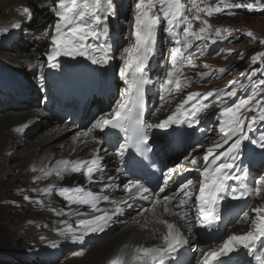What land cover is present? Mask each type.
<instances>
[{
	"label": "snow or ice",
	"instance_id": "snow-or-ice-1",
	"mask_svg": "<svg viewBox=\"0 0 264 264\" xmlns=\"http://www.w3.org/2000/svg\"><path fill=\"white\" fill-rule=\"evenodd\" d=\"M203 0H190V6L184 0H136L133 12V22L131 37L132 42L128 47L123 48L121 52V60L123 61L119 69V76L123 81L125 88L121 93V99L118 101L112 113L102 116L95 121L93 129L101 131L112 128L124 133L126 142L121 145L118 155L123 158L125 152L129 148H133L141 157L146 156L150 151L148 148L147 130L152 128H167L173 124L187 123L190 127L199 123V114L206 112L210 105L202 101L208 97L216 96L219 103L224 104L223 97L219 90L213 89L207 93L188 92L185 97L180 100L175 109L159 123L153 124L142 118L144 111V94L145 85L149 83L146 78V70L149 60L155 51L156 32L162 23H166L164 29L169 34L175 36L174 44L171 47L169 55L170 67L163 78L161 84L162 92L160 94L161 105L166 102L168 97H174L180 93L183 87L191 82V77L183 73L185 66H195L193 57L203 53L207 48V42L211 40L216 43L217 39L223 40L226 35H230L231 28L215 27L207 19H203L201 13L206 16H213L227 12L231 13L232 8L253 9L256 5L253 3H236L230 0H218L214 6L204 4ZM222 5V6H221ZM264 9V4L259 5ZM48 7L57 17L53 33L51 35L50 51L44 53L47 57L48 67H58L56 58L63 56H87L92 63H108L112 45L108 42L109 30L107 21L110 16L115 15L114 0H56L54 5ZM22 12L27 14L31 19V11L24 7ZM200 22L199 28H194V23ZM178 25H183L182 32L174 31ZM19 23L13 27H19ZM223 33V34H222ZM226 34V35H225ZM247 36L255 39L251 31L245 33ZM213 36L215 38H213ZM103 42L97 45H88L86 42L89 38ZM196 42H199L196 44ZM264 44V39L260 40ZM194 44L196 51H192ZM92 53H100L97 57ZM264 57V53L253 56L252 63L257 59ZM243 58V57H241ZM30 67H40L43 69V63L30 65ZM205 68H210L208 64H204ZM218 71L223 74L227 71L220 68ZM201 79L211 75L209 72L198 73ZM259 84L264 86V80H260ZM244 86L241 85V88ZM237 95L236 88L223 93V96L233 97ZM262 99H256L254 95L247 98H241L238 103L231 106L224 105L218 119V131L220 133L221 142H215L205 150L203 156V167L190 169L199 174L198 193L192 191L194 181L189 179L181 184L177 191L172 195H164L162 200L157 198L152 203V211L155 212L157 204H163V211L170 212L172 215L178 216L187 225L188 232L191 233L193 228V218L191 216V207L189 202L193 201L192 207L195 208V222L200 226H210L215 221L221 219L219 206L225 200L226 196H230L233 200L242 199L246 196L260 195L264 192V177L255 182V187L249 191L246 182L250 177V169L247 166H241L240 161L242 146L244 141H249L252 145L257 146L264 151V133L259 139H252L245 131L254 130V126L264 121V103ZM256 108L258 116L245 117V111H251ZM247 120V123H246ZM25 124L22 127H27ZM21 128H17L20 131ZM73 137L74 140L79 139ZM82 135L87 136L88 133ZM235 137V139H233ZM227 151H222L225 145H229ZM221 150V151H218ZM99 149L93 150V155L89 159H63L56 162V165L45 175L54 173L57 177L63 178L68 174L79 173L89 183L94 181L97 174L100 180L105 179L103 173L102 162L103 156L99 155ZM193 165L197 161H191ZM174 171V170H171ZM36 179H39L37 177ZM113 177L108 176V181H113ZM171 179V172L165 176V180ZM233 181L237 187H233L229 182ZM112 185L104 184V189L100 192H93L86 189L83 185L63 186L60 187L58 193L63 197L68 205H87L94 212L99 213L101 210L98 205L101 201H110V196L105 191ZM123 189L128 193V200L139 196L141 199H148L150 189L145 187L139 179H128L123 184ZM43 191L47 194L53 191V187L49 186ZM163 187L160 192H164ZM24 199H30L25 196ZM115 206L111 212L104 211L100 215H92L91 218H81L78 220V227L84 232H100L104 231L114 216L122 214L124 208L120 204H127V200L114 201ZM43 204V201H38ZM170 205L175 209H170ZM57 215L64 214L63 210L52 209ZM254 214L244 212L242 220L250 223V228L242 234H231L215 249L203 253L199 264H220V258L229 253H238L241 249L247 250L254 256L257 264H264V205H260L251 209ZM76 215H81L79 212ZM66 223V221H62ZM166 226V233L162 235V243L159 246L137 247L132 257L131 264H168L173 254H177L181 248L189 243L188 237L185 236L175 223L168 220H160ZM71 224H67L64 232L74 233ZM82 239V237H79ZM259 244V246H258ZM110 264H125L123 260H113Z\"/></svg>",
	"mask_w": 264,
	"mask_h": 264
},
{
	"label": "bare ground",
	"instance_id": "bare-ground-1",
	"mask_svg": "<svg viewBox=\"0 0 264 264\" xmlns=\"http://www.w3.org/2000/svg\"><path fill=\"white\" fill-rule=\"evenodd\" d=\"M29 1L32 0H0V6H2L3 3L8 6L11 5L6 10L8 12V20L2 22V24L4 23L3 25L9 26L12 23L18 22L20 19V11H22L24 7L28 6ZM205 1L206 0H203V3H205ZM34 10H36L38 16L41 14L49 15L47 10H39L36 6ZM4 16L5 11L1 13L0 20ZM131 16V20L133 22V13ZM24 17L28 18L27 14L24 15ZM48 17L51 16L49 15ZM56 19L57 18H55V22ZM50 20H52V17ZM24 22H27V19ZM45 22L46 19L42 21V23ZM39 34L38 39L43 40L41 37L43 36V33ZM13 36L9 38L10 44H12V42L14 43L16 40H21V37L18 36V38L14 39ZM47 37V45L51 47V36ZM91 41H93V39L89 38L86 43L94 46L95 44ZM131 42L132 37L130 36V43ZM42 45L43 42L35 41V45L33 44L31 47H27L29 52L17 55L14 54L13 56L9 54L7 55L8 61L6 64L3 65L0 63V65L7 67L0 71V95L2 94L0 96V104L3 102L1 106L5 105L6 99L1 101V97L6 95L7 98L11 96L14 100V102L9 101L5 105V108H8L7 110L0 112V159H3L2 156L4 153L9 150H14L15 146H17V148L21 149L19 151H15V153H23L22 162L20 163L21 165H23V163L26 164L27 162L34 163L37 158L43 154L44 162H42V165L44 164L43 167L47 166L48 169L46 170L50 171L55 167L56 162L61 160H56V155L62 151H65V155H63L64 159L75 160L89 159L93 155L94 149L100 150L99 155L104 157L102 162V175H104L105 179L103 181L100 180L101 174H97L94 177V181L89 183L86 178L79 173L68 174L63 178L57 177L54 173H52L48 176L52 178V185L50 184L49 186L53 187V191L47 194L45 193V196L42 199L43 204H46L47 202L54 203L59 201L64 203L65 206L67 205V202L64 201L63 197H61L58 193L60 187L83 185L86 189L93 192H100L104 189V184L109 183L112 186L105 191V194L110 196V201L114 200L120 202L127 200L129 205H139L141 207L139 208L141 211L139 213L136 212L137 214L131 212L134 208V210H136V207H133V209L127 213L124 210L122 214L113 217L104 231L90 232L91 237L90 235H87L88 237L85 239L86 244H96L86 249L90 252L92 251L93 254H95V252H99V256L90 264H103L105 260H123L125 264H131L132 257L135 254V249L137 247H152L161 245V237L166 233L167 229L164 224L159 223L160 220H168L169 222L175 223L180 231L187 236L189 240V243L181 248L177 254H173L168 264H199L203 253L217 248L223 240L227 238L226 236L221 241L226 229L229 228L230 225L234 224V222L238 221L242 226L235 227L234 231L231 232L230 235L233 233L242 234L249 230V222H247L246 226L243 225V213L249 212L250 216L254 215L251 212V209L260 206V204H256V201L251 204V200L247 196L238 200H233L230 196H226L225 200L219 206L221 219L219 221H215L210 226H200L195 222V208L192 207L194 204L193 197V201L189 202V206L191 207L190 214L193 218L194 225L191 233L188 232L187 225L178 216L172 215L170 212L163 211L162 203L156 205L155 212L151 210L154 200L157 198L162 200L164 195H172L177 191L181 184L185 183L189 179L194 181L192 191L194 194L198 193V181L200 177L197 172L190 171V169L203 167L201 160H203L205 150L212 145L210 143L204 144L207 140L205 139L206 131L203 127V123L206 121L211 111L221 104L216 96L208 97L207 100L202 101L209 104L210 107L206 112L199 114L198 124H194L191 127L187 123L173 124L167 128H160L162 129L161 132L158 128L149 129L150 139L154 143L153 146L157 149L158 157L162 158L164 160L163 163L167 166L165 169L168 172L174 170L171 173L172 176L170 180H167L157 190H153L145 184L142 179V175L138 171L132 169L125 162L124 158L123 162L121 161V157L118 155V152L121 145L124 144L123 141H121L118 137L113 139L111 137L106 138L104 132L105 130L101 131L100 129H93L89 132V129L92 128L93 124L86 127L87 123L85 121L81 123V125L78 123V121L83 119L85 114L88 118L90 115H93L94 118L98 115V113H102L99 117L107 116L112 113L118 101H120L121 93L125 88L120 76L115 79L112 78L108 75L110 70L103 69L100 63H92L87 56H69L67 59L65 56L61 55L56 58L58 67H51L50 71L48 63L44 66L45 73L38 76L37 79L39 82L38 85H35L32 82L30 75L33 73L32 76H34L38 71V67L33 68L30 67V65H37L39 64V61L47 59L44 53L48 52V50L42 52ZM159 51L160 49L156 40L155 51L149 60V65L146 70V78L149 80V115L147 117V122H151L153 124L159 123L161 120L165 119L166 116L175 109V105L182 100L184 96L182 93V95L178 98L179 100L175 102L170 96L168 101L165 102L163 106L161 105L160 94L162 89L161 91L159 90V79L157 75V70L160 68V62L158 60ZM40 54L41 57L39 56ZM92 54L97 57L100 56V53ZM12 66L17 68L25 67L27 71L30 70L32 73H29L28 76L23 74L24 77L22 76L21 79H16L15 76H17L18 73H24L25 71H21ZM102 69L103 71L100 72L99 70ZM167 71L168 68L166 69V72ZM166 72H164V76ZM7 73L12 76L10 82H5L6 80H4ZM13 82L17 83L11 84ZM19 87L25 88V91H28L29 93L24 94L23 91H20V94H17L19 96L18 99L14 96V93ZM27 87L29 88L26 89ZM38 87L43 93V99L39 107H34V96L35 91H39ZM98 92L102 93L103 97H109L110 101H101V103L97 105V96L94 97V95ZM81 98H85V101L81 102ZM27 106L34 107V109L26 110L25 108ZM19 107L21 108L19 109ZM93 108L98 112L93 113ZM62 116H67L64 123L68 126L58 124L61 122ZM25 124L28 126L22 127ZM49 124L53 125L47 127L39 133L33 141L29 140V137L33 133L45 126H48ZM17 128H21V130L17 131ZM83 133H88V135L84 136L82 135ZM78 134H81L79 135V139L74 140L73 137H77ZM248 135L252 137L250 133ZM184 144H196V147L191 149V151L186 154L183 159V163H179L175 166L171 165L170 150L174 151ZM67 145L68 147L66 148ZM229 146L230 144L225 145L221 150L226 148L228 149ZM33 147L36 149H33ZM186 148H188V146H184L181 149ZM200 151H204V154L201 156L199 155ZM252 152L258 154V157L256 158V155H251ZM193 159L197 161L196 165L190 164ZM263 160L264 151L258 147L253 148L250 146L249 141L243 142L240 161H238V163L242 162L241 166H247L250 169V177L246 182V186L249 188V191L252 189V181L256 179V176L260 172V166ZM0 166H3L2 162H0ZM108 176L113 177V181H108ZM130 178L139 179L142 183H144L145 187L150 189V192L145 194L148 195V199L145 200L136 196L133 199L128 200V193L124 191L123 184ZM229 183L233 187H237L235 182L230 181ZM119 184H121V186H118ZM161 187L165 189L164 192H160ZM110 201H101L98 205L101 210L99 213L94 212V210L87 205H69L70 207H68V209H70L66 211L68 216H72V221H70L69 224L73 222L76 226L75 228H77L78 218H91L92 215H100L104 211L111 212L114 210L116 205ZM123 205L124 204H120V206L124 208ZM169 207L173 211L175 210L172 208V205ZM76 212L81 214L79 215L80 217H77L78 215L75 214ZM117 229H119L117 231V236H114L113 234ZM210 229L213 233L210 232ZM71 234L72 236L70 237L73 238V240L70 244L72 246L78 248L84 246V243H79L77 240L79 237H82V239L85 238L86 233L84 231L76 230V232ZM214 235L218 239H215ZM105 238L107 239L105 240ZM101 240L102 242H100ZM102 250L108 251L106 253L104 252L106 255L102 253ZM220 264H257V262L251 253L245 249H241L238 253H229L221 257Z\"/></svg>",
	"mask_w": 264,
	"mask_h": 264
},
{
	"label": "rangeland",
	"instance_id": "rangeland-1",
	"mask_svg": "<svg viewBox=\"0 0 264 264\" xmlns=\"http://www.w3.org/2000/svg\"><path fill=\"white\" fill-rule=\"evenodd\" d=\"M135 2L136 0H114L115 15L110 16L107 21L109 30L108 42L112 45V51L109 54L111 58L109 59L108 63L100 64L102 65L103 69L110 70L108 75L114 79L119 76V69L123 63L120 58V54L123 48L128 47L130 44V36L132 31L131 14L134 12ZM184 2L190 6V0H184ZM230 2L233 4L253 3L256 6L253 9L232 8V14L225 12L214 14L210 17L201 13L202 18L207 19L213 26V32L215 27L231 28L234 31H232L230 35L225 34L226 38L223 39L222 42H218L219 39H217L216 43H212L211 40L207 42V48L203 50V53H197L193 57L195 66H185L183 68L185 75L191 77V82L183 87L180 93L172 97L175 102L179 100L178 98L183 93L184 98L189 89L190 90L188 92L200 93H207L213 89L219 90L221 96L223 97L224 104H220L214 110H212L210 115L207 117L206 122H204V128L208 131V134L205 136L207 142H204V144H213L217 141H221L220 133L218 131L217 117H219L220 112L225 104L231 106L235 103H238L241 98H247L249 95H254L256 99L264 98V86L259 84L257 88L254 82L257 81L259 83L260 80H264V57L257 59L255 63H252L251 59L253 56L264 53V44L260 43V40L264 39V9L259 6L260 4H264V0H230ZM55 3L56 0L29 1L27 8L31 11V19L24 17L26 14L20 11V19L18 22L12 23L9 26L3 25L4 23L2 24V22L8 20V12L6 10L11 5L8 6L7 4L3 3L2 6H0V15L3 11H5V16L0 20V63L3 65L6 64L8 61L7 55L9 54L13 56L14 54L17 55L20 53L29 52L27 47H31L33 44L35 45V41L43 42L42 52L47 50L49 51L50 47L47 45V36L50 37L52 35L55 26V18L57 17L51 11V8L48 7V5H54ZM217 3L218 0H206L201 6L204 4L214 6ZM35 6L38 7L39 10H47L49 15L52 17V20H50L51 17H48V14H41L38 16L36 10H34ZM26 19L27 22H24ZM45 19L46 22L42 23V21ZM17 23H19L20 26L16 28L13 27V25ZM200 26L201 25L199 21L194 23V28H199ZM165 28L166 23H162L156 32V40L160 49L158 52L160 68L157 70L160 91L163 78L165 77L164 72H166V69L169 68L170 65L168 59L170 55L169 50L171 47L175 46L174 40L176 38L175 36L166 32L164 30ZM182 28L183 25H178L174 31L182 32ZM248 31H251L254 34L255 39L245 34ZM39 33H43V36H41L43 40L38 39V36L40 35ZM13 35H18L21 37V40H16L14 42L15 44L13 42L10 44L9 38ZM18 36L13 37L16 39ZM213 38L215 37L213 36ZM103 39L104 38L101 37V40L97 41L93 39L91 42L97 45L103 42ZM198 43L199 42H196V44ZM192 51H196L195 44ZM39 56L41 57V54ZM65 57L67 59L69 58V56ZM39 63H43L45 66L47 65V59L39 61ZM204 64H208L210 68H205ZM5 68L7 67L0 65V71ZM220 68H225L227 71L221 74L218 71ZM17 69L25 71L26 73H18L17 76H15L16 79H21V77H24L25 74L28 76L29 73H32L30 70L27 71L25 67ZM103 69L99 71L102 72ZM37 70L38 71L34 76H32L33 73L30 75L32 82L35 85H38V76L45 73V67H43V69L38 67ZM210 70L211 75L204 79H201L200 76L197 75L198 73L209 72ZM6 75L7 76L4 79L6 80L5 82H10L12 76H10L9 73ZM255 77L258 79L254 80ZM15 83L17 82H13L11 84ZM241 85L244 87L241 88ZM28 88L29 87L26 89ZM233 88H236L237 90L236 96L230 98L223 96V93L231 91ZM38 90L40 92L35 91V101L33 103L34 107H39L43 99V93L39 87ZM20 91H23L24 94L29 93L28 91H25V88L19 87L14 93V96L18 98ZM168 99L169 97L167 98L166 102ZM3 100H5V105L9 101L14 102L12 97L9 96V98H7V95L1 97V101ZM108 100L109 99H107V101ZM97 101L98 105L101 103V101H106V97H97ZM262 103H264V100H262ZM1 104H3V102H1ZM1 104L0 112L8 109L5 108V105L1 106ZM34 107L27 106L25 109L30 110L34 109ZM20 108L21 107H19V109ZM92 110H94L92 111L93 113L98 112L96 109ZM101 114L102 113H98V115H96L94 118L93 115H90V119L86 117L85 114L83 116L84 120L82 119L81 121H78V123L81 125V123L85 121L87 123L86 127H89L94 124L93 122L100 118L99 115L101 116ZM244 115L245 117L258 116V111L256 108H253L251 111H245ZM65 118H67V116H62V120L58 124L66 125L64 123ZM51 125L53 124H49L44 128H42V126V129L33 133L29 137V140L33 141L39 133ZM254 130L257 131V135L253 136V139H259V135L264 133V121L258 122L254 126ZM159 131H162V129ZM245 131L247 132L249 130L245 128ZM247 133L249 134V132ZM233 139H235V137ZM196 144H184L174 151L170 150L171 165L175 166L179 163H183V159L186 154L190 152L191 149L195 148ZM229 144H231V141ZM184 146H188V148L181 149ZM67 147L68 145L66 148ZM255 148L257 147L255 146ZM20 149L21 148H17V146H15L14 150H9L4 153L2 156L4 160L0 159V162L3 164V166H0V264H90L91 262H94L95 258L99 256V252H95V254H93L92 251L90 252L87 250L96 244H86L85 239L89 235L91 237L90 232H85L86 236L82 240L77 238L79 243H84V246L80 248L70 244L73 240V238L70 237L72 236L71 233L64 232V234H61L62 230L67 228V224L72 221V216L70 217L66 214V211L70 209H68L70 206L68 204L64 206V203L59 201L54 203L47 202L46 204L38 203V201H42L43 197L45 196L43 189L49 187L50 184L52 185V178H50L48 175H45V172H47L46 169H48V167L46 166V168L45 166L43 167L44 164L42 165V162H44V155L41 154L34 163L27 162L26 164L23 163V165H21L20 163L22 162L23 153H15V151H19ZM33 149L36 148L33 147ZM226 150L227 148L222 151ZM64 152L65 151L58 153L56 155V160H63V155H65ZM203 152L204 151H200L199 155H203ZM251 155H256V158L258 157V154L253 152ZM201 163H203V160H201ZM190 164L193 165L192 163ZM37 177H39V179H36ZM261 177H264V160L261 163L259 174L256 176V179L252 181V188L255 187V182ZM118 186H121V184ZM25 196H28L30 199H24ZM247 197L250 198L251 204L256 201V204L264 205V192L258 196L251 195ZM123 206L126 213L132 210L133 207H136V210H134V208L133 211H131L134 212V214L141 211V209H139L141 208L139 205H129V202ZM52 209L63 210L64 214L57 215V212L53 211ZM77 217L80 216L78 215ZM62 221H66L67 224L62 223ZM242 222H244V226L247 225L246 221L242 220ZM71 226L74 230H80L78 226L75 228L76 226L73 222L71 223ZM237 226L242 225L238 221L230 225V227L226 229L221 241L226 236L230 235V233L233 232ZM118 230L119 229H117L113 234L114 236H117ZM106 239L107 238H105V240ZM100 242H102V240ZM104 252L106 253L108 251L102 250L103 254H105ZM110 261L105 260L103 264H110Z\"/></svg>",
	"mask_w": 264,
	"mask_h": 264
}]
</instances>
